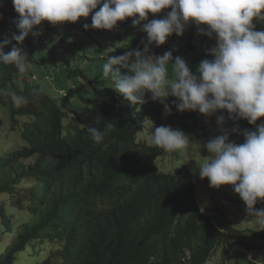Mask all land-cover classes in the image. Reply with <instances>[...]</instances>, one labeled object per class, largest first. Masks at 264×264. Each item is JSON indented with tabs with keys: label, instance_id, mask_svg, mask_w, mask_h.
I'll use <instances>...</instances> for the list:
<instances>
[{
	"label": "trees",
	"instance_id": "obj_1",
	"mask_svg": "<svg viewBox=\"0 0 264 264\" xmlns=\"http://www.w3.org/2000/svg\"><path fill=\"white\" fill-rule=\"evenodd\" d=\"M5 11L0 7L3 30L7 27ZM253 22L255 30L264 31V23ZM38 30L56 38V45L65 39L59 24L44 21ZM200 35L186 40L182 52L203 49L212 59L213 47L205 40L208 36ZM10 41L6 53L16 42ZM65 48L69 52V45ZM37 50L38 46L33 53ZM30 52L25 53L29 60L24 74L12 65L0 64V89L11 88L27 99L15 107L10 97L0 94V107L8 114V122L0 117L4 130L0 135V247H4L0 264H22L24 257L26 264H207L222 245L224 233H250L264 241V232L235 229L219 207L204 214L196 202L198 178L187 166L175 173L160 172L156 160L166 152L145 137L147 125L153 131L163 125L183 131L190 142H201L210 132L208 121L223 115L224 123L218 125L228 131L238 126L240 132H233V142L242 144V132L254 131L264 117L252 125L245 119L236 120L227 110L211 117L180 112L172 96L162 103L149 94L144 105H132L113 85H96L94 72L87 75L67 62V77L82 78L93 88L92 99L83 100L84 107L91 105L95 110L93 120L87 121L63 104L68 93L55 96L51 88L43 91L36 84L38 78L29 64L46 66L49 60L38 61ZM118 71L122 77L127 75L119 65ZM34 88L41 90L38 98L32 95ZM165 104L172 111L168 116ZM106 122L113 127L96 142L88 129L102 132ZM140 132L144 133L138 139ZM5 136H19V142ZM201 152L207 155L204 148ZM8 235L10 240L4 241ZM235 244L253 248L244 241ZM44 250L48 256L40 260Z\"/></svg>",
	"mask_w": 264,
	"mask_h": 264
},
{
	"label": "clouds",
	"instance_id": "obj_2",
	"mask_svg": "<svg viewBox=\"0 0 264 264\" xmlns=\"http://www.w3.org/2000/svg\"><path fill=\"white\" fill-rule=\"evenodd\" d=\"M18 14L14 24L20 34H13L12 40L22 44L30 33L41 35L37 30L43 21L52 25L65 22L75 23L79 18L91 15V25L84 28L112 30L118 21L132 17V25L139 26L146 33L142 40L143 50L114 57L107 56L102 67L103 77L113 85L124 100L132 105H144L146 95L153 101L172 96L175 108L180 111H195L205 117L227 110L236 120L245 119L256 125L264 117V31L255 30L254 19L264 23V0H12ZM99 6V8H98ZM171 9L161 19L149 20V13L155 15ZM98 9V10H97ZM190 24L209 38L215 37L216 45L210 50L212 59H204L193 73L184 59H173L171 51L162 57L150 54L153 44H165L172 35L182 36ZM11 43L0 42V64L12 65L24 74L28 57L20 47L5 48ZM127 70L121 76L114 66ZM172 66L171 78L168 66ZM41 90L32 89V95L39 97ZM0 94L11 98L15 107L27 103L23 95L11 88L0 89ZM65 95V92L62 93ZM165 110L171 109L165 104ZM224 123V116L217 118ZM113 127L106 122L104 130L88 129L96 142L103 139V133ZM240 132L238 126L232 129ZM150 131H147L146 138ZM242 144L229 141V134L203 144L207 155L198 167L201 179L207 178L210 186L219 188L231 185L234 192L246 205L250 221L264 230V209H257L258 201L264 202V123L254 131L244 130ZM150 144L167 153H176L190 147V139L183 131L170 126L151 130Z\"/></svg>",
	"mask_w": 264,
	"mask_h": 264
},
{
	"label": "rangeland",
	"instance_id": "obj_3",
	"mask_svg": "<svg viewBox=\"0 0 264 264\" xmlns=\"http://www.w3.org/2000/svg\"><path fill=\"white\" fill-rule=\"evenodd\" d=\"M0 7L6 9L5 18L7 19V27L3 30L0 29V39L3 36L12 40V35L20 34L19 30L14 24V19L17 18L18 14L13 8L12 0H0ZM99 8V6H98ZM98 10V9H97ZM171 9L162 10L160 13L155 15L149 13V20L151 19H161L163 16ZM91 15L84 18L81 17L75 23L65 22L59 24V30L64 35V41L62 45H56L54 37L42 32L41 35H33L30 33L28 37L25 38L27 43L19 44L14 43V46L20 47L22 52L30 53L33 49L38 46V50L33 53L36 59L39 60H49L46 66H40L39 64H29V69L35 75L38 80L36 84L42 88L43 91H48L51 88L52 94L58 96V93L65 92L68 93L67 98H63L62 102L64 105L69 106L72 110H75L79 115L87 120L92 121L95 115V110L91 105L84 107L83 100L89 98L92 99L93 88L90 84H85L82 78L72 79L67 77L68 72L66 71V63L69 62L73 67H79L84 70V72L89 75L94 72L96 75H92V78L97 79V84L102 86L104 83L107 85H112L108 82L107 78L103 77L102 67L105 63L107 56L118 57L126 52H131L136 49L143 50L142 40H146V33L141 31L142 22L139 26L132 25V17L126 18L125 21H118L117 27L112 30L106 29H93L89 27L84 28V24L91 25ZM44 22V21H43ZM42 22V25H43ZM40 26H37V30ZM75 32V33H74ZM201 32L195 24H190L187 26L184 34L182 36H177L172 34L165 42V44L157 47L153 44L150 48V54L158 57H162L165 52L171 51L173 59L180 57L185 60L193 73L204 59H210L204 54L203 49H199L197 52H182L185 41L189 40L191 37H201ZM38 36L40 38H38ZM47 39V44H42V39ZM179 39V42H178ZM207 43L215 47L216 40L213 36L212 38H205ZM69 41V43H67ZM36 44H33V43ZM75 42L77 44H75ZM67 45H69V52L66 51ZM183 48V49H182ZM26 50V51H25ZM208 53V51H207ZM87 55V59L84 57ZM204 54V55H203ZM98 58H101L98 61ZM195 59V60H194ZM196 62H192V61ZM52 62V64L50 63ZM99 68V71H98ZM114 69L118 70V65L114 66ZM169 77L171 78L172 66H168ZM47 76V80L45 79ZM172 111H165V115H170ZM73 114V113H72ZM91 114V115H90ZM0 117L5 122H8L7 111L0 107ZM210 126V132L205 140L201 142H190V147L183 151H178L176 153H167L159 157L156 160L157 168L163 173H175L177 169L181 166H187L188 169L198 178V183L196 184V202L200 210L204 214H211V211L215 207H219L228 220L232 223L233 227L241 231H260L255 223H253L250 217H248L246 212V205L239 197V194L235 193L231 185H223L218 189L210 186V181L207 178L201 179L198 174V167L203 163L206 155L201 152L203 144L207 141L215 138L218 135H223L225 132L229 134V141L233 142L236 138L233 131H228L221 128L218 125L217 119L212 118L208 121ZM146 126V125H145ZM172 127V126H170ZM174 128V127H172ZM175 129V128H174ZM145 130L150 131L148 136V143H150L151 128L146 126ZM153 131V130H152ZM154 132V131H153ZM144 132H140L137 138L139 139ZM4 134L3 128L0 129V135ZM6 137V136H5ZM12 142H19V136H9L6 137ZM0 139L2 137L0 136ZM257 209H264V202L258 201L255 205ZM17 213L15 219H18ZM6 240L9 241L10 236H5ZM236 241H244L253 246L252 249H243L239 245H236ZM8 245V244H6ZM4 248V247H3ZM0 247V253L3 250ZM247 250V251H246ZM48 256L47 250H44L39 254L40 260H45ZM224 259V264H236L237 261L247 262L252 260L255 264H264V241L255 240L251 234L239 235L237 233L223 234L222 245L218 248L217 253L211 258L207 264H221L222 259ZM27 258L22 259V264H26Z\"/></svg>",
	"mask_w": 264,
	"mask_h": 264
}]
</instances>
